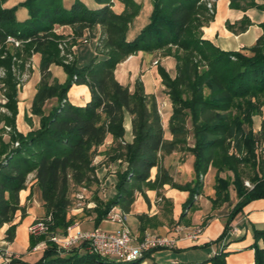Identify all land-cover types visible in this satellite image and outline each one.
Instances as JSON below:
<instances>
[{"label": "trees", "instance_id": "1", "mask_svg": "<svg viewBox=\"0 0 264 264\" xmlns=\"http://www.w3.org/2000/svg\"><path fill=\"white\" fill-rule=\"evenodd\" d=\"M6 1L0 0V68L5 71L0 83L8 98L4 105L8 112H0V122L4 121L12 131L10 142H5L3 128L0 130V230L9 223L6 239L14 241L17 224L12 222L19 210L25 216L20 191L26 188L29 174L35 172L46 211L40 219L47 222L48 231L42 235L30 233L28 250L37 254L36 261H25L29 255L12 257L4 264H135L153 251L136 260L116 258V262H111L90 250L86 242L64 250L50 241L51 235H65L69 226L80 221L72 210L81 187L94 183L99 186L95 193L100 192L102 180L98 170L102 164H93L99 154H105L116 164L112 172L116 176V194L106 202L100 193L97 195L96 227L112 207L128 211L142 183L162 185L165 177L160 172L151 179L153 168L160 169L162 152L187 150L194 157L195 180L172 184L189 191L181 217L195 195L200 194L201 176L210 167L217 170L215 198H211L213 208L229 202L232 194L238 199L227 215L221 235L202 246L224 239L236 215L251 201L264 198V160L259 153L264 122L257 130L255 119L264 109V32L252 46L221 49L203 37V28L215 16L208 0H151L148 24L130 39V26L140 11L135 0H124L126 6L121 12L115 8L117 0H95L94 8L81 0H72L68 6L63 0H24L22 5L28 10L24 21L17 20L16 5L7 6ZM230 7L264 11V0H230ZM252 24L248 15L238 22H227L234 32H244ZM57 25L71 26L76 37H82L86 29L100 27L98 48L103 50H99V57L82 68L76 60L65 63L59 48V40L65 36L55 31ZM260 26L264 30V21ZM9 36L21 40L22 45L16 47L7 42ZM140 51H161L176 60L174 75L161 65L158 68L172 105L170 138L166 136L156 96L145 92L142 81H137L132 90L115 76L117 65ZM33 54L40 55L41 80L32 111L41 116V125L24 135L16 130V71L22 72L27 57ZM52 64L64 67L68 75L65 83L53 77ZM74 83L90 88L91 99L83 106L68 100ZM53 98H57L58 105L47 113L45 106ZM128 116L131 140L126 139ZM109 135L113 142L101 148ZM190 136L192 146L187 145ZM15 141L18 146L12 145ZM245 176L253 183L252 188L245 186ZM210 219L203 220V228ZM254 239L250 248L255 251V264H264V229H255ZM261 240L263 245L259 244ZM40 242L45 246L33 251ZM230 254L222 249L205 262L228 264Z\"/></svg>", "mask_w": 264, "mask_h": 264}, {"label": "crops", "instance_id": "2", "mask_svg": "<svg viewBox=\"0 0 264 264\" xmlns=\"http://www.w3.org/2000/svg\"><path fill=\"white\" fill-rule=\"evenodd\" d=\"M217 10L215 12L214 19L203 28L205 39L211 40L215 45L220 47L223 50H241L244 47L252 46L256 43L257 39L263 34L264 30L260 26V23L264 21V11L257 8H250L247 11H243L241 9H234L230 7V0H217ZM245 15H248L252 20L253 24L248 27V29L244 32H234L230 30L227 26V22L235 23L240 21ZM97 30L94 33H91L90 30L86 29L83 32L82 37H85L89 32L95 36L100 35L101 29L100 27L96 28ZM55 31L58 34H63L66 36L74 35L73 28L71 26H60L57 25ZM136 35V34H135ZM129 35V39L135 36ZM77 44L75 43L76 51ZM78 47V46H77ZM79 48V47H78ZM140 56L138 53L130 55L127 59L122 61L117 65L115 70V76L122 84L126 85L123 78H127L131 75L132 71H135L136 77L134 81V85L130 89L135 88V82L142 81L144 84L145 92L148 91L149 83H146L145 78L150 77V79L154 82L155 87L161 89L165 94V85L162 82V77L159 73V66H163L166 70L174 75V69L172 66L174 65L173 58L171 57H163L158 60L157 64H154L152 61V56L154 53L143 52ZM33 70L31 76L26 80V82L19 88L18 91V112L16 116V130L19 133L24 135L28 134L32 130L38 129L41 125V116L34 114L32 111V104L35 94L37 92V88L39 82L41 80V71H40V55H33ZM84 56L80 53L75 55V60L77 64L82 62ZM127 67V70L126 68ZM125 68V69H124ZM51 72L53 77L56 78L60 83H65L67 80V73L63 66L52 64ZM123 69V70H121ZM144 71V72H143ZM143 73L142 77L137 76L138 73ZM135 76V75H134ZM130 77V78H131ZM122 78V79H121ZM2 91V84H0V93ZM157 94V92H156ZM168 95V94H167ZM169 96V95H168ZM91 99V91L88 85L86 84H77L74 83L68 92V100L74 104L83 106ZM158 103L160 100L158 99ZM171 104V102H170ZM55 105H58L57 98H53L49 100L45 106L46 112ZM172 106V105H171ZM166 107V106H165ZM164 107V108H165ZM165 111V109H164ZM172 113L165 111L163 117L164 127H168L169 118ZM261 125L264 122V109L261 115ZM4 122V121H1ZM259 123H256V129L259 130L261 128ZM165 128V130L167 129ZM2 123H0V130L2 129ZM169 129V127H168ZM3 130V129H2ZM1 130V131H2ZM126 139L131 140L132 132H131V118L128 116L126 121ZM167 133V132H166ZM3 139L5 142H10L11 134L6 133L3 130ZM171 137L170 131L168 132V138ZM113 142L112 136H108L106 139L105 145L108 146ZM260 155L264 160V139L259 148ZM104 154H99L102 156ZM189 165L191 170L193 169V161L194 157L190 156ZM114 169L116 170V164H114ZM104 168L98 170V176L102 180V188L101 192L104 195L105 199H110L114 197L116 194L115 188V174H110ZM157 174V167L153 168L151 179L154 180ZM192 178V177H191ZM186 180V179H185ZM192 179L188 180L190 182ZM100 194V196H101ZM147 198L140 193L138 190L135 192V200L130 206L128 211H124L120 206H116L117 210L124 211L128 215V222L132 231L139 238L146 234H163L173 236L175 234L173 226L175 224H183L186 223V226H194L196 219L199 218V222H203L205 218L211 217L208 225L205 227L204 231L200 235L199 239L196 241H191L188 239H180L177 242V245L174 248L169 249L164 253L166 255V261L164 264H213L211 262H206L207 258L214 255L219 250L225 249V251L231 252V254L227 257L228 264H252L255 263V251L250 248V246L254 243V230L255 229H264V198L256 199L248 203L243 210L236 216V218L232 222V228L229 234L224 240V245L221 242H217L212 244L207 249V255L203 257H193L194 252L190 249L194 246H201L208 242L215 241L223 232L225 221L227 215L229 214L231 208L236 204L237 198L235 194H232V199H235V203L231 205V202H226L220 208H213L211 199L209 198V204L206 206H201L199 209H196L191 216H187V209L185 212V216L181 217V213L184 210L185 203L189 197V191H182L177 188L171 187L166 184L165 189L163 191V195L165 200H171L173 203L167 210L165 206H159L157 201L158 192L157 190H147L146 191ZM20 204L25 209V216H22V212L19 210L16 213L14 221L12 223L17 224L16 233L14 241H9L6 239V231L9 228L10 224L6 223L0 230V246L7 245L10 250L16 247L20 254H24L27 252L30 245V233L28 231V227L34 221L39 220L41 217L46 215V211L44 209V202L41 197V191L36 181L35 172L30 173L28 176L26 188L20 191ZM231 205V207H230ZM162 207H164L163 210ZM20 213V214H18ZM78 219L79 222L75 223V227L72 232H76L78 230H82L80 227V222L83 224L85 220H90L95 222V213L94 211L88 210L86 212H82L81 210H75L72 213ZM107 218V217H106ZM192 222V220H194ZM104 221V220H103ZM97 226V225H96ZM99 226V225H98ZM90 230V229H85ZM84 230V231H85ZM142 237V238H143ZM42 243V242H41ZM260 245H263V241L259 242ZM45 245H42L41 249ZM5 247V246H4ZM39 249V250H41ZM165 248H160L151 251L146 257L152 256V253ZM14 250V249H13ZM195 250V249H193ZM35 251V250H33ZM206 251V250H205ZM36 253V252H34ZM27 254V253H26ZM157 264V261H154ZM4 259L0 257V264H4Z\"/></svg>", "mask_w": 264, "mask_h": 264}, {"label": "rangeland", "instance_id": "3", "mask_svg": "<svg viewBox=\"0 0 264 264\" xmlns=\"http://www.w3.org/2000/svg\"><path fill=\"white\" fill-rule=\"evenodd\" d=\"M23 1L24 0H7L6 1L7 6H15L16 5V7H17L16 17H17V20H19V21H24L28 17V10L22 5ZM81 1H83L85 4H87L89 7H92V8H94V5L96 4L95 0H81ZM125 1H127V0H125ZM63 2L66 6H68L72 2V0H63ZM135 2H137L139 4L140 11L130 26V30H129L130 36H132L133 34L134 35L138 34L139 31L146 24H148L149 19H150V13H151V0H135ZM207 2H208V6H209V4L211 6L210 12L215 13L217 10V6H216L217 0H208ZM125 6H126V4H125L124 0H117L115 8L118 12H121L125 9ZM96 30L97 29H94L93 31H91V33H94ZM91 33L89 32L85 37H76L75 35H71V36L63 37L62 39L59 40V48L61 51V56L63 57V60L65 63H68V64L73 63L75 61V55L80 53L81 55L84 56V58H83L82 62H80L77 66L79 68H82L84 66L89 65L91 63L92 59L99 57V55H100L99 52L101 50H103V48H101V49L98 48V45H100V35L95 36L94 34L92 35ZM75 43L77 44V46L79 48L76 46V51L73 52V49H75V47H74ZM61 45H62V48H61ZM138 54L140 56H142L143 53L140 51V52H138ZM33 55L27 57V60L25 62V67H24V70L22 72H20L18 70L16 71L17 68L14 67V71L17 72L18 77H19V83L17 85L18 88H20L26 82V80L31 76V73L33 70V64H34V61H33L34 56ZM163 57H166V56H164L163 53L161 51H159V52H155L151 58H152V61L154 62L155 60L161 61V59ZM168 57L173 58L174 65L172 66V68L174 69V72H175L176 71V60L172 56H168ZM14 60H16L17 62H20L19 59L14 58ZM125 68L127 70V67H125ZM121 70H123V69H121ZM0 72H1V70H0ZM141 75H143V73H141V72L137 74V76H139V77H142ZM0 77H1V73H0ZM130 77H131V75L128 76V79L127 78H123V79L121 78V79H122V81H124V83L127 86L132 88V86L134 85L133 83L135 81V78H137L135 71H132V77L131 78ZM144 81H146V83H149L147 93L150 95H155L156 98L158 96V99L160 100V102L158 103V106H159V110H160V113L162 115V118L164 117V115H166L165 117H167V114H165V111L170 112L172 110V106L170 104V102H171L170 97L167 94H165L161 89H159V88L157 89L154 85V82L150 79V77H146ZM0 84H2V83H0ZM3 86L4 85L2 84V91L0 93V112L7 113L8 111H2V102L1 101L3 100V97L6 96L4 93V87ZM143 86H144V84H143ZM156 92H157V94H156ZM157 102H158V100H157ZM164 109H165V111H164ZM255 119H256V123L258 122L259 125H261V116L259 117V115H257V116H255ZM0 123H2L3 130L6 133L11 134V132L7 131L5 128L8 125H6L4 122H0ZM166 127H167V125H166ZM166 127H164V128H166ZM166 132H167L166 136L168 137V132H169L168 127L166 129ZM122 143H124V142L122 141ZM187 143H188L187 144L188 146L193 145L192 136H190L188 138ZM12 145L15 146L14 143ZM259 153H260V150H259ZM190 156H193V155L191 152H189L187 150H176L171 154H166V153L162 152L160 169L158 170V168H157V173L160 172V174L164 175V177H165L164 178L165 180L163 181L162 185L152 186L149 184L142 183L141 186H138V191L140 193H142L147 198V194H146L147 190H157V192H158L157 201L159 203V206L163 205L168 210L173 202L171 200H168V199L165 200V197L163 195L165 185L168 184L171 187H173L172 186L173 183L186 184L187 181L190 179H192L190 182L195 180L194 171H193V169L191 170L190 165H189V161H188ZM101 157H102V160H101L100 164H102V168H105L104 170H106L110 174H115V173H112L113 171H115L114 163H112L109 160V157H107L105 154L102 155ZM216 173H217L216 168L210 167L208 173L201 176L202 189L200 191V194L195 195L193 203L187 208V216H188V214H189V216H191V214H193L195 212V210L199 209L201 206L203 207V206H206V204H209V201H208L209 198L210 199L215 198L214 187L216 184ZM222 175L226 176V173H223ZM244 178H245V186L248 188H252L253 183L251 182L249 177L245 176ZM192 184L194 185V183H192ZM98 187L99 186H97L94 183L85 184L83 187H81L79 189V191L77 192V194L75 195V206H76L75 210L76 209L77 210H81V209L83 210L84 209L85 212L88 210L94 211L98 206V201L96 200L97 199L96 197L99 193L101 194V192L103 191V189L101 190V186H100V188L98 189V190H100V192H98V194H96L95 191ZM81 196H83L84 199H80ZM232 197H231V199H232ZM100 198L102 200H104V202H106L108 200V199H105L106 197L102 194H101ZM229 202H231V200ZM234 203H235V199L233 198L231 205H233ZM224 204H222V206ZM231 205H230V207H231ZM220 207L221 206H219L218 208H220ZM112 209H113V207L109 210V212ZM163 209H164V207H162L161 210H163ZM73 212H74V210H72V213ZM109 212H108V214H109ZM18 214H20V213H18ZM108 214L106 216L107 218H105L104 221H102L98 227L105 229L107 231H115L116 229H118L120 227V224L109 220ZM194 221H195V219L192 220V222H194ZM199 221H200V219L197 218L196 222H195L197 224H195L192 227L186 226L185 225L186 223L175 224L173 226V229H175L177 225H180L184 229L183 231H189L190 229L192 230V228H195L196 226L201 225L202 222H199ZM35 222L36 221H34L32 224H34ZM32 224H30V225H32ZM127 225L130 228L133 235H135V233L132 231V229L130 227L128 220H127ZM80 227L82 228V230L94 229V228H96V222L90 221V220H85L83 222V224L80 222ZM28 231H29V227H28ZM29 233H30V231H29ZM153 234H156V233H153ZM160 235H163V234H160ZM135 236L138 237L137 235H135ZM144 237H145V235H144ZM226 237L224 239L220 240L221 243L223 242L221 246L224 245V240H226ZM8 245H9V243H7V245L0 246V257L1 258H5L6 256L22 257V256H29L30 255L28 258H25L24 260L27 262L36 261L37 254L32 255L29 252L30 250H27V254L22 255L18 252H15L18 250L16 248L17 246L13 248L14 250L13 249L10 250L8 247H6ZM208 247L209 246H202L201 245V246H197V247H192V249H190V250H192L194 252L193 257H203V256L207 255ZM193 249H195V250H193ZM167 251H168V248L157 250V251L152 253V256L145 257L144 259H142L141 261H139L135 264H155L154 261H157V264H164L166 261V257H167L166 255H164V253ZM38 255H39V253H38ZM104 257L108 258V260L111 262H116V258L114 256H104ZM4 262H8V261H4Z\"/></svg>", "mask_w": 264, "mask_h": 264}, {"label": "built area", "instance_id": "4", "mask_svg": "<svg viewBox=\"0 0 264 264\" xmlns=\"http://www.w3.org/2000/svg\"><path fill=\"white\" fill-rule=\"evenodd\" d=\"M208 7L211 8L210 4ZM7 42L13 43L16 47L22 45L21 40H18L12 36L8 37ZM157 63L158 60H155L154 64ZM0 70L1 76H4V69L0 68ZM1 102L3 105L2 111H7L4 105L8 102V98L4 96ZM5 128L7 131H12L10 126H6ZM14 145L18 146L19 142L15 141ZM101 160L102 157L97 155L93 160V164L98 165L100 164ZM80 199H84L83 196H81ZM108 218L109 220L120 224V227L115 231H107L100 227H96L90 230H78L76 232H72L73 228L75 227L74 224L68 227L67 233L65 235L53 234L49 239L50 241L60 245V247L64 250H68L81 242H86L90 250L102 256H114L119 260H136L144 257L145 254L154 249L174 248L177 245L178 240L183 238L196 241L199 239L200 235L205 229L202 227V225H198L195 228H192V230L190 229L189 231H183L184 229L180 225H177L174 229L175 234L173 236L146 234L145 237L139 239L133 235L127 225V213L113 208L109 212ZM29 231L34 235L45 234L48 231V224L43 219H39L34 224L29 226ZM42 245H45V243H38L33 250L37 251L41 249ZM11 258V256H6L3 259H5L4 261H9Z\"/></svg>", "mask_w": 264, "mask_h": 264}]
</instances>
